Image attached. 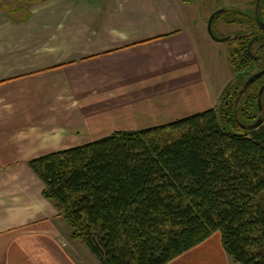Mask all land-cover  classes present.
Instances as JSON below:
<instances>
[{"label": "crops", "instance_id": "0c3cea01", "mask_svg": "<svg viewBox=\"0 0 264 264\" xmlns=\"http://www.w3.org/2000/svg\"><path fill=\"white\" fill-rule=\"evenodd\" d=\"M220 43L190 0H0V264H100L29 162L214 108ZM167 264L236 263L215 232Z\"/></svg>", "mask_w": 264, "mask_h": 264}, {"label": "trees", "instance_id": "16d2710c", "mask_svg": "<svg viewBox=\"0 0 264 264\" xmlns=\"http://www.w3.org/2000/svg\"><path fill=\"white\" fill-rule=\"evenodd\" d=\"M252 7L212 21L242 28L225 41L232 79L214 108L29 162L100 264H167L215 232L234 263L264 264V89L240 95L264 67V0Z\"/></svg>", "mask_w": 264, "mask_h": 264}, {"label": "rangeland", "instance_id": "374dc122", "mask_svg": "<svg viewBox=\"0 0 264 264\" xmlns=\"http://www.w3.org/2000/svg\"><path fill=\"white\" fill-rule=\"evenodd\" d=\"M257 0H190L191 3L197 6L200 11L201 17L205 22H208L212 13L221 9H236L244 12H250L252 10L253 2ZM242 31V28L236 25H228L222 22V20H216L212 25V32L218 39L230 37L238 34ZM220 48L225 52V42L220 43ZM253 73H259L257 71ZM232 79V75L228 78L223 86L222 91ZM264 84V76L260 77L254 83L250 84L248 94L251 95L256 91L261 93ZM219 233V232H217ZM86 248V245H84ZM87 249V248H86ZM90 256L96 260L94 255L89 252Z\"/></svg>", "mask_w": 264, "mask_h": 264}, {"label": "water", "instance_id": "95a60500", "mask_svg": "<svg viewBox=\"0 0 264 264\" xmlns=\"http://www.w3.org/2000/svg\"><path fill=\"white\" fill-rule=\"evenodd\" d=\"M220 11H221V10L214 12V13L211 14V16L209 17V20H208V22H207V31H208L209 35H210L213 39H215V40H217V41H219V42H225V41H226L227 39H229V38H227V37H226V38H222V39L215 38L214 35H213V33H212V30H211L212 21H213L215 15L218 14V13H220ZM258 24H259L260 28L264 31V24H261L260 21H258ZM262 76H264V70L260 71L259 73H255V74H253L251 77H249L248 80L246 81L244 87L242 88V91H241V94H240L241 97H243L244 92L247 91V89H248V87L250 86V84L254 83V81H256L257 79H259V78L262 77ZM260 123H261V119L259 118V120H256L252 125H250V126H248V127H249V128H254V127H257L258 125H260Z\"/></svg>", "mask_w": 264, "mask_h": 264}, {"label": "flooded vegetation", "instance_id": "af4514ba", "mask_svg": "<svg viewBox=\"0 0 264 264\" xmlns=\"http://www.w3.org/2000/svg\"><path fill=\"white\" fill-rule=\"evenodd\" d=\"M262 31H263V30H262ZM262 70H264V67H263L261 70L259 69L258 72H260V71H262ZM254 74H255V73H254ZM263 86H264V84H263ZM248 89H249V87H248ZM248 89H247V90H248ZM263 89H264V87H263ZM263 89H262V91H263ZM262 91H261V92H262ZM258 92H259V91H258Z\"/></svg>", "mask_w": 264, "mask_h": 264}]
</instances>
